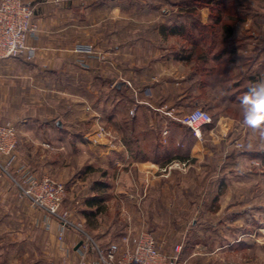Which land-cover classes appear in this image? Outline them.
Instances as JSON below:
<instances>
[{
	"label": "rangeland",
	"instance_id": "374dc122",
	"mask_svg": "<svg viewBox=\"0 0 264 264\" xmlns=\"http://www.w3.org/2000/svg\"><path fill=\"white\" fill-rule=\"evenodd\" d=\"M177 1L180 0L174 2ZM234 2L248 5L251 10L244 12V17L232 25V38L235 40L232 44H235L236 52L237 50L241 52L242 62L232 66L234 78L230 81L239 80L240 75H244L245 79L252 76L256 80V85L264 81V20L257 19L258 16L264 19V0H234ZM32 8L34 15V7ZM227 13L228 15L232 13L231 9H228ZM31 23L36 25L37 33L36 38L30 37L28 41L35 47V53L30 61L34 60L41 48L45 49L36 43L40 36L34 17ZM206 23L207 21L204 24ZM105 30L104 27L82 28V32L79 31L82 36L76 32L77 42L68 49L79 56L77 63L81 69L89 70L91 61L100 63L101 68H99L106 73V69L112 67L115 61L111 56L109 58L107 52ZM215 34L216 38L212 36L211 39L212 43L213 40L215 41L214 48L217 46L215 49L217 50L223 45L219 43L220 27ZM192 36V33L187 34L185 41L173 39L169 44L177 48L185 46L186 50H189V43L187 45L186 42H191L193 39L197 41L199 38L198 35ZM242 36H247V39H244L247 43L240 39ZM249 42L250 45L256 42L253 50L245 47ZM46 48L57 49L54 45ZM201 48L198 50L206 51L205 45L202 44ZM258 49H262L260 59L252 63L251 58L255 57ZM193 61L185 64L175 63L170 59L168 68L161 67L160 72L166 74L169 70L174 75L181 73L185 75L190 66L197 68L196 64L201 63L195 59ZM218 69L222 71V67ZM118 71L109 82H113L114 86L124 79L122 70ZM89 72L83 73L84 83L76 89V92H68L65 87L63 89L57 85H53L52 89L47 91L52 95L50 101L54 110L50 116L55 121H59L61 117V108L69 106L67 99L74 102L72 97L73 100L77 99V102H81L74 103L81 122L77 123L76 127L69 126L70 132L66 134L65 139L61 140L60 136H39L32 124L24 129L19 124L28 119L25 109L28 110L29 116H38L41 107L38 108L35 101L41 100L42 94L46 93L45 90L21 92L19 96L25 94L28 97H20L17 104L21 106L24 101L26 104L29 100L28 107L15 106L13 115L2 116L4 120H16L14 123L0 122V125L13 127L16 140L15 149L8 159L0 158V177L4 178L5 184L13 189L17 201L12 204L3 201L0 204V264H30V230H34L36 243L38 233L45 231L50 233L53 230L51 222L58 223L44 210L32 206L15 184L27 174L36 179L48 178L62 184L65 193L58 213L64 215L73 226L81 228L102 246L118 240L125 233L133 234L143 229L152 235L161 252L173 253L178 246L179 264H264V166L259 159L255 160L243 154L247 150L264 151V139L260 137L258 131L252 130L243 122L244 105L241 101L246 95L243 89L246 80L240 79L236 84L241 82L243 84L241 83L238 88L227 89L224 83L218 81L216 85L205 84L200 88L194 85L191 90L207 106H214L210 110L215 114L214 119L224 116L223 120L228 118L233 121V127L241 134L239 141L242 143L241 148L237 149L236 155L240 157L237 163L226 164V156L213 154L204 156L200 162L172 159L171 162L161 164L155 171L149 170V172L132 166L130 162L142 160L144 156L127 157L119 148L124 143L121 137L125 132L128 134L131 120L125 117L124 123L119 119L113 123L108 118L102 117L95 108L96 114L91 112L93 110L91 100L95 99V96L91 98L92 78ZM220 76L222 78V74ZM50 79L56 81L62 78L55 75L47 78ZM125 79L128 90L132 89L131 92L136 94L138 89L129 78ZM74 93L77 97L71 96ZM143 93L151 97L149 90L144 89ZM136 95H133V104L130 108L133 109V114L138 104L134 97ZM102 102L103 98L95 103L101 105ZM170 110L173 111L169 106L164 105L157 108L156 112L160 114L164 112L166 115ZM54 111H57V114ZM54 123L52 122L51 129L55 128ZM25 132L28 135H25ZM77 132L80 138L74 137ZM145 137L146 135H143L140 139L143 148L146 147ZM49 141L60 146L55 148ZM175 161L185 165L172 164ZM254 162H258L259 165ZM169 164H171L170 168ZM89 166L95 169V172L84 175L82 171ZM102 172H105L107 177L105 181L108 182V188L103 195L105 210L97 215L93 225L87 226V221L82 216V210L85 209L83 200L90 195V183L95 180L102 181L100 177ZM68 231L79 237L76 228L69 226ZM55 239L56 245L55 248L52 246V250L54 248L61 253L57 234ZM73 249L69 246L71 264H73ZM18 253L26 254L25 259L18 258ZM47 261L62 263L51 258L45 262Z\"/></svg>",
	"mask_w": 264,
	"mask_h": 264
},
{
	"label": "crops",
	"instance_id": "0c3cea01",
	"mask_svg": "<svg viewBox=\"0 0 264 264\" xmlns=\"http://www.w3.org/2000/svg\"><path fill=\"white\" fill-rule=\"evenodd\" d=\"M23 1L29 2L34 7L33 17L38 25L40 36L36 43L45 49L41 48L34 60L28 62L21 57L0 60V122L14 123L16 121L14 119L4 120L2 116L13 115V108L19 106L17 104L18 99L28 97L25 94L19 96L21 92L45 90L46 93L42 94L41 100L35 101L34 99L36 103L34 104L38 108L41 107V110L38 109V116H29L28 110L25 109L28 119L19 124L22 129L28 128L32 124L37 129L39 136H60L61 140L65 139L66 134L70 132L69 126L71 125L73 128L81 122V118L75 109L77 106L74 104L81 102H77V99L73 100L72 97L74 102L67 99L68 103H66L69 106L61 108L59 126L57 125L58 121L52 120L50 116L54 109L52 101H50L52 95L47 91H50L53 85H57L59 88L64 89L65 87L68 92H76V89L84 83L82 81L84 79L83 73L90 71L89 75L92 78L90 83L91 98L95 96V99L91 100V107L93 108L91 112L95 113V108L102 117L108 118L113 123L118 119L124 123L125 117L131 120L128 134L124 130L125 134L121 137L124 143L119 148L122 149L123 153L127 157L130 155H158L157 161L148 158L139 161L131 160L132 166L143 171H155L161 165L163 155H182L186 156L184 160L200 162L206 155L220 154L227 157L226 164L238 162L240 158L236 155L238 150L233 148L231 143L234 140H240L241 134L233 127L232 120L228 118L229 121L223 120L225 117L219 116L211 124L200 128V137L194 136L190 128L180 125L177 121L181 114L190 112L194 108L203 107L210 113L211 108L214 107L213 105L207 106L197 94L191 92L194 85H197L198 88L205 84L211 86L209 79L216 68V63L208 56L209 54H206L207 63H200L202 64L201 68L205 69V73L199 71L200 67L198 66L200 64H196L197 70L190 66L185 75L183 73L174 75L169 70L166 71V74L160 72L161 67L168 68L170 59L175 63L183 62L185 64L194 59L199 61V55L196 52L186 50L185 46L177 48L169 44L173 42V39L185 41L187 35L170 34L169 31L163 34L160 31L162 26L174 28L183 25L188 28L190 34H196L197 30L193 27L196 21L195 15L188 13V10L193 7L181 6L174 2L175 0ZM197 12L201 23L208 21V7H202ZM257 19L264 20L260 16ZM92 27H104L106 29L107 52L109 58L111 56L115 61L111 68L106 69L107 73L100 69V63L96 61L90 62L89 70L81 69L77 63L79 56L68 49L77 42L76 32H82V28ZM79 35L82 36L80 33ZM253 37L257 39L255 36ZM240 39L246 42L247 40L244 39H247V36H242ZM191 43L194 42H186L188 46ZM254 43L256 42L250 45L249 42L245 47L253 50ZM53 45L57 48L56 50L46 48ZM261 52L262 49H258L255 53L258 56H255L256 59L253 61L251 60L252 63L260 59ZM240 53L239 50L237 52L234 50L230 55L231 61L225 65V73L226 75L229 74L232 80L234 78L232 66L242 62V54ZM186 56L189 58L186 59ZM118 70H122L124 79L118 81L114 86L113 82H109L119 72ZM55 75L61 76L62 79L53 81L51 78L47 80L48 77ZM240 76L239 80L233 82L237 83L240 79H245L243 78L244 75ZM125 78H129L134 87L138 89L137 95L131 92L132 89L128 90L127 84L124 82ZM247 78L253 77L248 76ZM117 89L122 90V94H119ZM144 89L149 90L151 97L143 93ZM133 95H136L134 97L138 104L137 107L135 106L134 114L129 117ZM71 96L77 97L76 93ZM101 97L103 98L101 105L96 104L95 102H99ZM26 104L24 101L19 107L27 108L29 100ZM164 105L169 106L175 113L169 116L165 115L164 112L163 114L156 112L157 108ZM54 112L57 114V111ZM51 121L55 122L54 129H51ZM239 127L241 128V126ZM24 134L28 135L26 132ZM143 135H146L144 143L146 147L144 148L140 142ZM49 143L55 148L60 146L50 141ZM13 193V189L5 184L4 178L0 177V204L3 201L11 204L16 203L17 198ZM30 211H33L32 208ZM51 223L53 230L50 233L47 231L38 233L36 243L34 242V230H30V264H41L50 258L58 260V262L61 261L62 254L54 249L56 245L55 235L61 227L59 223ZM64 235V241L71 247L80 240L72 231L64 230ZM52 246L54 247L53 250ZM17 255L18 258L24 257V259L26 256V254L22 255L21 253ZM73 260H75L74 257Z\"/></svg>",
	"mask_w": 264,
	"mask_h": 264
},
{
	"label": "built area",
	"instance_id": "2783aa9c",
	"mask_svg": "<svg viewBox=\"0 0 264 264\" xmlns=\"http://www.w3.org/2000/svg\"><path fill=\"white\" fill-rule=\"evenodd\" d=\"M33 8L21 0H0V60L5 58L21 57L30 61L35 53V47L28 42L30 37L36 38L37 27L31 23ZM90 50V47L89 49ZM133 115V109L129 110ZM169 116L173 111H169ZM177 121L190 128L192 134L200 137V128L211 123L212 118L203 108H194L177 118ZM164 134L166 132H163ZM88 141H90L88 139ZM94 144V143H92ZM233 148H241L242 143L237 139L232 142ZM16 146L15 132L10 125H0V158L8 159ZM259 165L258 162H254ZM174 165L184 166L185 163L175 161ZM169 164V168H170ZM165 171V169H163ZM22 195L32 206L44 210L60 224L57 233L59 250L62 254L61 264H71L69 246L64 241V230L69 226L76 228L80 245L73 249V264H179V247L173 253H164L158 250L152 235L146 230L135 233H125L118 240L102 246L94 241L81 228L73 226L64 215L58 213L63 200L65 188L48 178L36 179L27 174L21 181L15 182ZM74 247V246H73ZM45 264H56L47 261Z\"/></svg>",
	"mask_w": 264,
	"mask_h": 264
},
{
	"label": "trees",
	"instance_id": "16d2710c",
	"mask_svg": "<svg viewBox=\"0 0 264 264\" xmlns=\"http://www.w3.org/2000/svg\"><path fill=\"white\" fill-rule=\"evenodd\" d=\"M177 3H179L181 6H189V7H193L190 10H188V13H191L193 15H195L196 21L194 22L193 27L197 30L196 34H193L192 37H194V35H198V40L195 41V39H193V44H190V49L191 51L194 52H198L197 54L199 55V61H201V63H207V55L210 56L214 62L216 63V68L213 70L212 72V77L209 79L210 82L213 83H209L211 85H215L218 81H221L222 83H224L225 88H230V87H234V88H238V86L242 83L236 84L234 82L230 81V76L229 74L226 75V71H225V65L231 61L230 55L231 53L235 50V44H232V42H235V40H233V23L235 21H238L240 18L244 17V12H249L251 9L248 8V5H242L240 3H235L234 0H180L177 1ZM202 7H208L209 8V19L207 21L206 24L201 23L199 21L200 16L198 15L197 10L202 8ZM247 7V8H246ZM231 9V12L229 15L227 13V10ZM224 15V19H222ZM214 16V17H213ZM213 17V18H211ZM220 24V25H219ZM218 27H220L221 30V37L219 39V43H223L221 48H218L217 50L216 47L214 48V40L212 43V39L211 37L214 36L215 37V32L218 29ZM160 31L165 34L166 32L169 31L170 34H178L181 36H185L187 34L190 35V32L188 31V28H185L183 25H179L176 27H169V26H162L160 27ZM201 43V44H200ZM218 42L216 43V45L219 44ZM205 45L206 51L205 50H198L201 48V45ZM213 46V48H211ZM202 49V48H201ZM256 53V52H255ZM203 54V55H202ZM207 54V55H206ZM255 56H258L257 54H255ZM189 58V56H186ZM256 58H251V60L253 61ZM200 64L198 67H200L199 71L205 73V69L201 68ZM218 67H222V71H218ZM198 68H196L197 70ZM222 74V78L221 75ZM203 75V74H202ZM207 79V78H206ZM245 80V79H244ZM246 84L243 85L245 88H243L245 90V93L248 92V90L253 87L256 83V80L254 78H247L246 79ZM238 83V82H237ZM243 84V83H242ZM119 94H122V90L117 89L116 90ZM236 91V90H234ZM240 100V98H238V101ZM237 101V102H238ZM230 102V101H229ZM240 103V102H239ZM238 107V106H236ZM203 108V107H200ZM205 109V108H203ZM206 110V109H205ZM207 111V110H206ZM185 114V113H183ZM181 114V115H183ZM180 115V116H181ZM212 121L215 120V114L214 112H210ZM210 123V124H211ZM181 125V124H180ZM74 137H79L80 138V134L75 133ZM132 148V147H130ZM242 153V152H241ZM244 155L250 156V158L252 159H259L262 166H264V151H251V150H247L243 153ZM136 156V155H135ZM151 156V155H150ZM152 159L154 161L158 160V155H152L149 158V155H145L144 158L142 159ZM186 158V156H182V155H175V156H169V155H163L162 156V160H161V164L164 163H168L171 162L172 159H178L179 161H184V159ZM83 174H89V173H93L95 172V169H92V167H87L85 168L83 171ZM101 180H95L94 182H91L90 184V195L87 196L84 200H83V204L85 206V209L82 210V216L86 219V225L90 226L93 225L95 222V219L97 217L98 214H101L104 210H105V206L103 204L104 202V197L103 195L105 194V190L108 188V182L105 181L106 174L105 172H102L100 175Z\"/></svg>",
	"mask_w": 264,
	"mask_h": 264
},
{
	"label": "clouds",
	"instance_id": "9594fccd",
	"mask_svg": "<svg viewBox=\"0 0 264 264\" xmlns=\"http://www.w3.org/2000/svg\"><path fill=\"white\" fill-rule=\"evenodd\" d=\"M241 103L244 105V124L258 131L264 139V81L251 87Z\"/></svg>",
	"mask_w": 264,
	"mask_h": 264
},
{
	"label": "water",
	"instance_id": "95a60500",
	"mask_svg": "<svg viewBox=\"0 0 264 264\" xmlns=\"http://www.w3.org/2000/svg\"><path fill=\"white\" fill-rule=\"evenodd\" d=\"M57 125H59V126H60V123H59V121L57 122ZM79 245H80V242H78V243L75 245L74 249H76V248H77Z\"/></svg>",
	"mask_w": 264,
	"mask_h": 264
}]
</instances>
